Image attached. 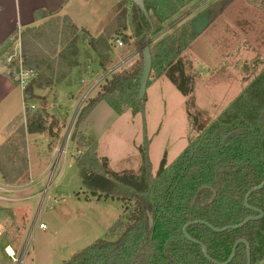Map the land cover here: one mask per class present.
I'll list each match as a JSON object with an SVG mask.
<instances>
[{"label":"rangeland","instance_id":"1","mask_svg":"<svg viewBox=\"0 0 264 264\" xmlns=\"http://www.w3.org/2000/svg\"><path fill=\"white\" fill-rule=\"evenodd\" d=\"M87 1L79 17L76 16V24L67 16L51 17L13 35L1 50L4 66L9 55L22 56L24 68L34 73L35 64L55 61V74L64 79L60 84L36 90L38 97L26 103L23 119L5 128L6 143L19 138L18 132L27 120L42 113L47 131L26 134L21 156L25 152L29 163L28 181L12 189L20 190L12 195L20 196L22 202L2 199L7 194H0V220L7 228L0 238V264H12L3 254L7 244L20 253L25 242L28 246L24 264H64L95 241L116 242L124 227L131 224L135 204L92 196L83 185L77 163L98 143L96 154L106 172L121 178L139 176L140 149L145 138L143 116L130 111L119 116L102 103L79 126L76 124L80 114L103 94L105 81L112 74L140 69L144 45L138 43L144 38L145 29L139 10L131 3L123 4L120 9L123 0ZM219 1L196 0L162 32L152 36V40H161L178 28L185 29L187 37L191 32L189 22ZM233 3L207 31L194 36L175 64H180L193 82L191 99L166 73L162 78L151 73V79L155 78L151 84H155L147 94L146 137L153 177L164 164L170 166L176 162L189 146L190 138L196 137L198 128L217 120L264 71V8L250 0ZM124 10L126 15L122 16ZM238 13L252 17L239 19L245 27L241 30L243 34L230 26ZM118 40L123 42V47L118 46ZM93 41L97 49L93 48ZM74 45L78 49L77 66L71 70L61 65L59 55L72 51ZM196 117L198 121L193 122ZM34 195L48 200L38 218L35 210L39 199L33 202ZM15 204L21 207L16 208ZM41 221L47 230L39 228Z\"/></svg>","mask_w":264,"mask_h":264},{"label":"trees","instance_id":"2","mask_svg":"<svg viewBox=\"0 0 264 264\" xmlns=\"http://www.w3.org/2000/svg\"><path fill=\"white\" fill-rule=\"evenodd\" d=\"M195 1L145 0L149 18L140 12L132 0H123L119 4L120 9L123 4L131 3L139 10L145 35L138 45H145L151 40L152 73L156 74L155 78L166 73L171 82L190 99L194 93L193 82L183 67L175 64L194 36L197 37L192 20L189 22L191 32L187 37L185 29L179 28L158 41L151 37L162 32L172 19ZM257 1L250 0L253 5L264 8V0ZM233 2L220 0L207 9L211 12L210 25ZM125 11L122 16L126 15ZM37 17L45 19L51 15L43 13L41 16L37 14ZM73 28L76 29V26ZM21 39L25 38L21 36ZM95 44L93 41L92 46L97 49ZM71 47L72 51L67 50L68 53L63 52L59 57L62 58L61 65L72 70L77 66L78 49L75 45ZM45 62L34 66L36 76L24 91L25 106L37 99L36 90L60 84L64 79L55 74V61ZM142 73L143 55L139 70L115 73L105 81L103 94L80 114L76 124L79 126L102 103L110 106L119 116L127 111L143 116L145 138L140 149L142 164L139 176L121 178L113 172H106L96 154L98 143L77 163L83 185L92 196L135 204L131 224L121 226L124 232L116 242L95 241L64 264H223L240 240H245L251 246L252 264L263 262L264 217L250 221L239 229L233 227L241 225L247 218L259 216L254 209L264 213V188L250 196L248 205L251 208L245 205L248 193L264 181V71L217 120L209 126H200L196 137L190 138L189 146L177 161L170 166L164 164L156 177L152 174L146 137L147 96L139 100ZM151 77L148 87L155 79ZM189 112L193 117L192 109ZM22 119V116L19 117L13 124ZM193 119V122H197L199 118ZM46 131V121L42 113H37L27 120L26 126L20 128L19 138L7 140L0 147V175L6 184L18 186L28 181L29 163L25 152L21 156L26 146V134ZM149 217L152 218V225ZM186 225H189L188 234L200 244L185 237L183 229ZM214 228L230 229L216 232ZM203 246L207 248L211 260L205 256ZM247 262V245L239 244L231 264Z\"/></svg>","mask_w":264,"mask_h":264},{"label":"crops","instance_id":"3","mask_svg":"<svg viewBox=\"0 0 264 264\" xmlns=\"http://www.w3.org/2000/svg\"><path fill=\"white\" fill-rule=\"evenodd\" d=\"M88 3L89 2L87 0H0V55L1 50L3 49L5 44L17 32H21L22 30L25 31L27 28H31L37 24L44 23L51 17L67 16L72 19L74 24H76V16H78L82 12V9ZM254 12H256V10H254ZM43 13H48L51 15V17L39 19V17H37V14L41 16ZM239 19L251 20L252 17L251 15L248 17H243L242 14L239 13L236 14V17H233V21L230 25L231 29L237 33L242 32L243 34V31L241 30H244L245 27L240 25ZM153 84H155V82ZM153 84H151L147 88V94ZM17 90H20L19 87H17L14 80H12L7 75L6 68L0 60V147L5 143V128L9 124L14 123L19 117L25 116L26 106L24 101V93L22 90H20L21 92L19 94L17 93ZM20 108H22V110H20ZM145 113L147 117V104ZM0 182L10 186V188L12 189L17 188L15 186L6 184L1 178V175ZM19 192V189L11 190L10 192L6 193V196L2 197L0 195V197H2V199L10 200L13 202H22V198L20 196L16 197L12 195L13 193ZM31 198L33 202L39 199L37 209L35 210V218H38L41 212H44L42 208L46 207L48 200H41V197L37 195H34ZM15 207L20 208L21 206L15 204ZM0 222L5 225L3 221L0 220ZM41 223L44 222L41 221ZM25 244L26 242L23 244V247ZM7 245L11 244L9 243ZM4 248L3 254L4 257H6Z\"/></svg>","mask_w":264,"mask_h":264},{"label":"water","instance_id":"4","mask_svg":"<svg viewBox=\"0 0 264 264\" xmlns=\"http://www.w3.org/2000/svg\"><path fill=\"white\" fill-rule=\"evenodd\" d=\"M132 2L140 10V12H142L147 18H149V14H148V11H147L146 5H145V0H132ZM210 19H211L210 10H205L204 12L200 13L198 16H196L192 20V27H193L194 32L196 33L197 36L202 35L205 31H207V29H209ZM150 44H151V40L147 41L146 44L144 45L143 49H142L143 73H142V77L140 80L139 100H143L146 97L148 83H149L151 73H152V68H153L152 56H151V52H150ZM263 188H264V181L260 186L251 190L248 193V195L246 196V199H245V205L248 208H251L248 205V200H249L250 196L254 192L261 191ZM254 210L259 214V216L247 218L241 225L234 226L233 229H239L241 227H244L250 221H258L264 217V213L261 210H258V209H254ZM149 223L152 225V218L151 217H149ZM195 223H197V222H194V224ZM188 226L189 225H186L183 229V233H184L185 237L189 241L200 244L198 241L193 240V238L188 234V232H187ZM208 226L211 227L210 225H208ZM228 229H230V228H224V229H220V230L214 228V231L223 232V231H226ZM242 243L247 245V254H248L247 264H252L251 246L245 240H240L238 243L235 244L230 258L228 259L227 262H225L223 264H231L232 263V261L234 260V258L236 256L237 247L239 246V244H242ZM203 250H204L205 256L211 260V258L208 255V250L205 246H203Z\"/></svg>","mask_w":264,"mask_h":264},{"label":"built area","instance_id":"5","mask_svg":"<svg viewBox=\"0 0 264 264\" xmlns=\"http://www.w3.org/2000/svg\"><path fill=\"white\" fill-rule=\"evenodd\" d=\"M117 44L119 47H123L124 44L122 41L118 40ZM21 54V52H20ZM5 64L7 68V75L14 80L15 83L18 84V87H20L23 92L26 90V88L32 83V81L35 78V73L32 70L27 71L24 68V61L22 56L15 55H9L5 58ZM12 188L10 186L5 185L0 182V193H7L10 192ZM39 228L41 230H47V225L44 223H39ZM6 232V226L0 222V238H2L5 235ZM27 246L28 243L25 244L23 250L19 253L17 252L12 245H7L4 248V253L8 259L12 261V264H24L26 253H27Z\"/></svg>","mask_w":264,"mask_h":264}]
</instances>
